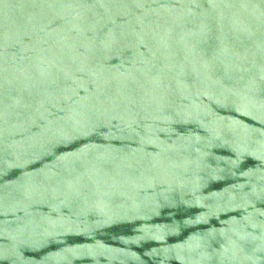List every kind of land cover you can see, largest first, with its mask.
I'll list each match as a JSON object with an SVG mask.
<instances>
[{"label": "water", "instance_id": "1", "mask_svg": "<svg viewBox=\"0 0 264 264\" xmlns=\"http://www.w3.org/2000/svg\"><path fill=\"white\" fill-rule=\"evenodd\" d=\"M0 264H264V0H0Z\"/></svg>", "mask_w": 264, "mask_h": 264}]
</instances>
